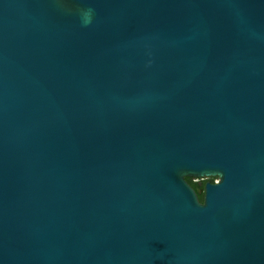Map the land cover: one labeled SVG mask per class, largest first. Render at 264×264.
<instances>
[{
	"label": "water",
	"instance_id": "95a60500",
	"mask_svg": "<svg viewBox=\"0 0 264 264\" xmlns=\"http://www.w3.org/2000/svg\"><path fill=\"white\" fill-rule=\"evenodd\" d=\"M0 264H264V0H0Z\"/></svg>",
	"mask_w": 264,
	"mask_h": 264
},
{
	"label": "flooded vegetation",
	"instance_id": "af4514ba",
	"mask_svg": "<svg viewBox=\"0 0 264 264\" xmlns=\"http://www.w3.org/2000/svg\"><path fill=\"white\" fill-rule=\"evenodd\" d=\"M194 181L193 189L197 192V198L200 203L203 202V195H204V187L206 183H216L218 179L216 177H209L206 179H196Z\"/></svg>",
	"mask_w": 264,
	"mask_h": 264
},
{
	"label": "trees",
	"instance_id": "16d2710c",
	"mask_svg": "<svg viewBox=\"0 0 264 264\" xmlns=\"http://www.w3.org/2000/svg\"><path fill=\"white\" fill-rule=\"evenodd\" d=\"M185 181L193 188V186H194V181L192 180V179H190V178H185Z\"/></svg>",
	"mask_w": 264,
	"mask_h": 264
}]
</instances>
